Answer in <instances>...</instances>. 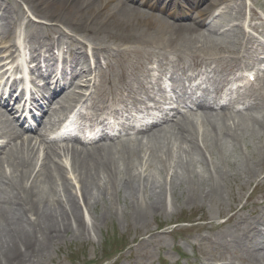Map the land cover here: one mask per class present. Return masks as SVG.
I'll return each mask as SVG.
<instances>
[{
	"label": "bare ground",
	"instance_id": "6f19581e",
	"mask_svg": "<svg viewBox=\"0 0 264 264\" xmlns=\"http://www.w3.org/2000/svg\"><path fill=\"white\" fill-rule=\"evenodd\" d=\"M258 1L252 0V17L258 16ZM142 3L151 10L166 12L170 21L144 12L126 0H0L4 12V16L0 13L1 20H9L6 30L0 32L3 39L0 44L16 36L18 18L17 23L28 17L34 27H29L26 38L37 39L34 51L44 57H48L52 44L43 38L47 40L54 32L61 34L64 39L61 48L75 39L78 49L69 71L77 78L99 69L97 65L91 66L88 50L82 49L88 48L81 42L85 38L94 46H89V53L95 54L96 50L104 58L107 66L100 63L106 69L104 72L108 76L117 74L114 97L126 92L135 109L142 108L143 98L148 96L144 83L135 88L140 79L132 75V70L138 68L136 60L142 57L149 56L159 61L161 67L171 68H196L204 60L217 63L221 68L220 82L225 80L224 68L238 67L248 59L243 47L230 51L243 34L242 24L222 33L221 38L207 36L194 25L173 23L174 14L160 0ZM260 7L264 8V2ZM243 8L244 0H237L228 8L227 16L220 17L227 22L234 11L236 20L243 19ZM211 16L213 21L205 18L203 22L207 25L200 27L206 26L215 34L223 31L221 22L215 21L214 14ZM41 17L59 22L60 29L51 31L32 23ZM3 26L1 22L0 27ZM109 40L126 46L112 50L106 43ZM12 47L4 46L3 50L10 52ZM225 53L241 55L229 65ZM189 78L192 77L187 78L191 83ZM41 96L44 98L41 111L46 114L52 99L44 92ZM238 99L239 94L222 103L219 84L214 91H204L201 99L180 95L182 106L197 108V114H180L178 108L172 114H179V119L171 124L168 119L166 123L147 124L138 130L141 137L98 144L86 150L46 144L40 132L38 138L21 136L22 139L18 131L14 132L10 141H17L9 147L10 141L0 147V264H31L46 258L52 245L69 233L91 234L94 220L84 216L91 203L100 200L106 203L111 196L121 193L131 200L133 226L146 228L131 247L130 254L138 255L129 260L130 264H147L141 252L146 247L162 246L161 236L148 230V221L178 210L180 207L173 210L178 193L180 204L202 212L198 220L203 230L218 227L211 238L196 236V241L205 248L204 255L220 259L233 252L223 264L264 263V211L248 218L243 216L245 205L239 206L243 194L259 179L264 181V104L253 112H243L235 108ZM3 107L8 117L16 113L10 104ZM47 117L46 131L53 123V114L49 112ZM259 200L264 202V194L258 197L257 204ZM219 216L227 221L216 223ZM204 239L210 242H203ZM214 247L223 251L219 258Z\"/></svg>",
	"mask_w": 264,
	"mask_h": 264
},
{
	"label": "rangeland",
	"instance_id": "374dc122",
	"mask_svg": "<svg viewBox=\"0 0 264 264\" xmlns=\"http://www.w3.org/2000/svg\"><path fill=\"white\" fill-rule=\"evenodd\" d=\"M38 19L45 21V19ZM38 19L36 18L35 21ZM57 23L52 22L56 26ZM251 191L252 189H249L243 194V197L249 196ZM176 197L178 203L173 210L180 207L178 210L174 213L159 214L148 221V230L157 232V235L161 236L160 245L162 246L146 247L141 252L146 263L160 264L162 258L177 259L180 253L186 256H197L195 252L199 248L194 237L199 234H207L206 230L203 231L198 228L200 226L199 221L195 220L200 217L202 212L180 204L181 196L179 193ZM130 201L129 197H125L121 193L118 196H111L106 203L101 200L96 204L92 202V207L90 205L87 215H84L85 218L89 216L94 220L91 234L82 236L73 235V232L69 233L65 239L52 245L46 258L31 264H130L129 260L138 255L136 252L133 255L130 254L131 247L146 231V228L136 229L133 226L132 217L134 215H132ZM222 217L219 216L216 219L220 221ZM182 221L189 223L181 224ZM171 230L175 233H169ZM188 234L191 236H182ZM188 239H190L189 242H187Z\"/></svg>",
	"mask_w": 264,
	"mask_h": 264
}]
</instances>
